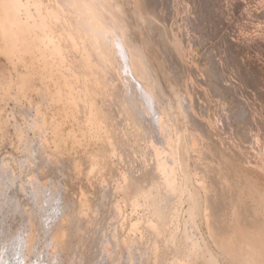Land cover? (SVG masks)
Segmentation results:
<instances>
[{"label": "bare ground", "instance_id": "6f19581e", "mask_svg": "<svg viewBox=\"0 0 264 264\" xmlns=\"http://www.w3.org/2000/svg\"><path fill=\"white\" fill-rule=\"evenodd\" d=\"M230 1L264 18V0H0V264H264V93L260 113L241 86L262 84L241 26L203 27Z\"/></svg>", "mask_w": 264, "mask_h": 264}, {"label": "rangeland", "instance_id": "374dc122", "mask_svg": "<svg viewBox=\"0 0 264 264\" xmlns=\"http://www.w3.org/2000/svg\"><path fill=\"white\" fill-rule=\"evenodd\" d=\"M232 4H233L232 1H230L228 6H226V5L223 6L224 9H223V12H222L221 15L217 11H215V10L213 11V9L210 8V11H208L209 14L207 13L205 15V18H206L205 21L203 20V22H204L203 27L206 26V28L205 27L204 28L207 30V32H208L207 34L208 35H215V36L216 35H219V33L221 32L222 29H224V28L227 29L229 25H231V29L234 27L232 30H235L236 29L235 28L236 25L242 27L243 34L247 37L246 38V41H245V43H246L245 54L247 56H250V57H248V59H246V62L248 60V62H247L248 65H247V63H246V65L250 69H252L254 71V74L255 73H258L257 75H253V79L256 80L257 82H259V85H261V84L263 85V86L262 85L260 86L261 88L259 86L257 88L254 87L252 85V83H251V85L249 83L247 85V87H244V85H241L242 88H243V91H242L243 95L242 96L246 100L249 98L250 100L248 99V102L253 103V105L255 107L257 106L256 109L258 110V112H260L259 111V107H258L259 104H261L260 99H259L260 96H258V98H257V95L258 94H255V93H258L259 92V95H261V92L264 93L263 92L264 91V18H262V17H256V16L240 17L241 10L239 8L237 10H235L234 5H232ZM218 20L220 21V25L218 27H216L217 25L214 26V23H218ZM229 20H234L235 22L237 21V23H235L234 26H233L232 24H229L230 23ZM212 44H213V42H212ZM255 71H257V72H255ZM233 76L234 75L231 76V79L234 80L236 78L234 81L235 82L237 81L239 84H241L239 78H237L238 76H234V77ZM254 76H256L257 78L254 77ZM255 101H256V103H255ZM262 107H264V106H262ZM261 114H262L263 120H264V108H263V111H262ZM6 140H7V138H6ZM6 140H5V143L0 146V150L3 153H8V151L10 150V145L8 144V141H6ZM137 162L140 164V158H136V162L133 163L132 165L135 166L134 164H136ZM138 163L136 164V167L138 166ZM136 167H135V169H136ZM108 177H110V176H108ZM108 177H106V181H104L105 182V185H106V186H104V188L105 189H112L113 186H114V182H115L116 178L110 177L111 178V180H110V178L108 179ZM113 179H115V180H113ZM43 181L44 182H47V181L49 182V180H46V179L43 180ZM104 182H103V184H104ZM109 184L111 185V188H110V185ZM65 189H68V191H71V187L69 185H66L65 186ZM93 214L95 216H97V219H95L96 220L95 221V228H96L98 234H101L102 232H104L101 235L108 236V237L109 236L110 237L111 236H114L116 238H119L120 237V234L122 236V234L124 233V230H125V224H122L120 222V224L122 225V227H121V225L117 224V223H119L120 220L115 219V218L111 219L110 216H106V217L103 218V217H101L98 214L96 215V213H91L92 217H91L90 213L88 215H86V216H87V218L89 217L88 218L89 220H92V218H95V216H93ZM108 218H110L113 221H111L110 219L107 220ZM114 219H115V221H114ZM115 224H117V225H115ZM115 226H116V228H115ZM108 227L111 228V229H109ZM120 227L122 228V230L118 231L119 229H121ZM112 229L115 230V231H113ZM108 234H110V235H108ZM138 235L140 237L142 236L141 239L143 241H140V238L137 237L139 240L138 241H135L134 243L138 247H135V244L133 243L134 244L133 246H134L135 255H136L137 258L138 257L140 258L141 255L144 256V257H146L147 254L149 253V252H146V249H148L147 251H150V248H151L150 236L148 234L144 233V232L142 234H138ZM145 235H146V237H145ZM143 237H144V239H143ZM138 242H141V243H138ZM146 242H147L148 245L146 244ZM142 245H143V247H142ZM145 245H146V247H145ZM1 248L2 247H0V250H1ZM135 248H138V249H135ZM116 250H118V249H116ZM135 250L136 251L138 250L140 253L139 252H136ZM144 252H146V256H145V253ZM119 253H120V255L122 257L119 255ZM136 253H138L139 255L136 254ZM115 256H117V257H115ZM119 256H120V259L122 258L121 260L118 258ZM125 256L126 255H125L124 252H117L116 254H114V255L111 256V258H112L111 263L113 264V263L116 262L115 264H119V261H120V264H127V263H129L128 261H126ZM40 259H41V257H40ZM40 263H42V262H40ZM111 263H110V260H109V264H111ZM131 263L134 264L136 262H131ZM131 263H129V264H131ZM15 264H17V263H15ZM28 264H30V263H28Z\"/></svg>", "mask_w": 264, "mask_h": 264}]
</instances>
